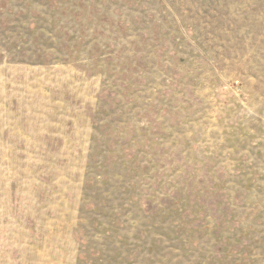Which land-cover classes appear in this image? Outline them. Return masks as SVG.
I'll return each instance as SVG.
<instances>
[{"label":"rangeland","instance_id":"obj_1","mask_svg":"<svg viewBox=\"0 0 264 264\" xmlns=\"http://www.w3.org/2000/svg\"><path fill=\"white\" fill-rule=\"evenodd\" d=\"M0 165V264H264V0H0Z\"/></svg>","mask_w":264,"mask_h":264},{"label":"crops","instance_id":"obj_2","mask_svg":"<svg viewBox=\"0 0 264 264\" xmlns=\"http://www.w3.org/2000/svg\"><path fill=\"white\" fill-rule=\"evenodd\" d=\"M1 124H3V126L4 125L6 126L5 129H6L7 133L9 134L8 137H10V139H11L9 141V143H11V144H10V146H8V149L10 151L9 156L11 158H14V159H11V161L8 162L9 164L7 163L5 165V167L7 169H9V171H13L14 170L15 174H16L17 170H19V172L22 173L23 167H24V164L22 163L23 162V158H19V154H16V153L13 154L12 153L13 151H16V150H20V151L22 150V145L20 144L21 142H18V141L22 140V137H21L22 135L27 134V132L23 131V123H22L21 117L13 116L12 113H11V116L8 118V121L5 122V123L3 122ZM17 162H19V165H17ZM0 167H3V166L0 165ZM25 177L26 178L24 179L20 175L19 177L15 178L16 180H14V182H19L20 185H22V184L25 185V184H27L26 183L27 182V176H25ZM25 189H26V187H25ZM11 198H12V195L9 194L6 190H4V192H2V190H0V201L2 200V202H0V208L3 209L2 210L3 214L6 213L5 215L8 216V217H11V215L13 214L11 212L13 207L10 204V201H9ZM25 258H27V257H25ZM61 262H64V258H63V260ZM67 262L68 263L70 262V257L68 258Z\"/></svg>","mask_w":264,"mask_h":264}]
</instances>
